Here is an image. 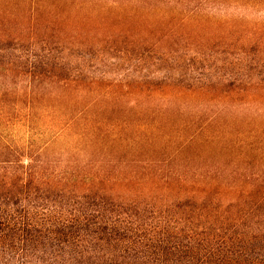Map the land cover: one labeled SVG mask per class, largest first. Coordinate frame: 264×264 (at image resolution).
Segmentation results:
<instances>
[{"label":"rangeland","instance_id":"obj_1","mask_svg":"<svg viewBox=\"0 0 264 264\" xmlns=\"http://www.w3.org/2000/svg\"><path fill=\"white\" fill-rule=\"evenodd\" d=\"M0 134L122 195L253 193L264 0H0Z\"/></svg>","mask_w":264,"mask_h":264},{"label":"trees","instance_id":"obj_2","mask_svg":"<svg viewBox=\"0 0 264 264\" xmlns=\"http://www.w3.org/2000/svg\"><path fill=\"white\" fill-rule=\"evenodd\" d=\"M47 145L31 151L0 134V264H264L262 174H232L259 188L215 202L210 190L122 195Z\"/></svg>","mask_w":264,"mask_h":264}]
</instances>
